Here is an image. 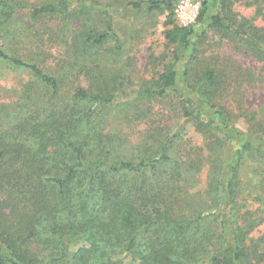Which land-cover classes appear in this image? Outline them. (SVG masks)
I'll return each instance as SVG.
<instances>
[{"label": "trees", "instance_id": "16d2710c", "mask_svg": "<svg viewBox=\"0 0 264 264\" xmlns=\"http://www.w3.org/2000/svg\"><path fill=\"white\" fill-rule=\"evenodd\" d=\"M29 1L0 0V64L29 76L19 103L0 116V264H264V234L246 241L264 224V124L258 134L242 133L218 105L233 81L225 69L211 68L210 58L189 100L173 89L177 75L167 66L111 121L107 112L120 89L96 77L104 62L98 49L116 39L106 10L103 29L83 23L58 41L67 46L68 72L57 77L45 64L40 39L35 58L19 56L11 26L27 11L43 36L50 30L46 19L78 20L72 7L79 1ZM173 1L146 2L150 11H170L164 38L185 48L192 30L176 25ZM196 1V22H202L208 0ZM143 4L127 0L124 6L139 10ZM231 6L232 0H218L208 32L235 40L264 64V28ZM73 74H82L85 86H75L68 98L61 91ZM258 80L264 87V73ZM168 93L206 137L205 146L183 143L180 130L170 134L144 110L134 117L137 101L150 106ZM138 123L146 133L131 132ZM232 142L237 148L226 159L223 146ZM250 160L254 168L247 170Z\"/></svg>", "mask_w": 264, "mask_h": 264}, {"label": "rangeland", "instance_id": "374dc122", "mask_svg": "<svg viewBox=\"0 0 264 264\" xmlns=\"http://www.w3.org/2000/svg\"><path fill=\"white\" fill-rule=\"evenodd\" d=\"M76 1L80 2V0ZM126 1L107 0L99 5L75 2L72 10L79 12L78 20L55 23L46 19L44 24H48L50 30H47L43 36L37 35V31L42 34L41 25L32 24L27 17V11L20 13L11 26V31L16 36L17 46L15 45V47L19 56L35 58L33 56L36 52L35 46L40 39L39 48L48 56L45 64L49 70L54 72L57 77L67 73V67L64 65L68 58L67 46L61 45L58 41L66 36L68 39L72 33L79 31L83 23L87 27L96 24L98 30L103 29L105 19L103 12L106 10L116 39L106 42L103 48L98 49L100 51L98 60L103 58L104 62L96 77L102 80L106 78L109 86L120 89L116 93L117 99L112 110L107 112L109 120L113 121L114 117H120L122 112L120 107L132 103L135 98L138 99L136 92L142 87L149 86L152 80L157 78L167 66H172L177 75L173 89L184 98L192 100L196 95L190 91V87L196 84L197 77H200L209 68L210 58L214 57V64L211 65L215 66L211 68L225 69L228 78L233 80L226 85L227 96L222 100L220 97L218 105L231 114L235 127L240 132L258 134L264 124V87L258 80V75L264 73V64L257 62L254 57L244 52L243 47L235 40H227L208 32L206 21L217 11L218 0H208L209 8L205 19L202 22H195L191 26L192 35L189 39V46L185 48L167 44L164 33L168 28L167 16L170 11L165 10L164 6L150 11L146 2L148 0H143L144 4L141 9L136 10L131 6H124ZM153 1L162 2L163 0ZM29 2L36 4L40 0H30ZM231 9L248 19L253 25L264 28V0H232ZM194 48L197 50L196 55ZM185 71L188 72L187 76L184 75ZM95 72L98 73V71ZM97 78L94 81L95 85L99 82L96 81ZM28 80L29 76L25 72L9 69L0 64V116L19 103L22 87ZM236 80H238V84ZM65 85L67 87L64 86L61 95L66 94L70 98L75 86H85V78L82 74H73L67 79ZM173 97V94L168 93L161 101L150 104L151 107L143 104L145 100L137 101L139 104L135 109L134 117H140L144 110L146 119H152L160 125L167 126L170 134L180 130L183 143L192 146H205L206 137L194 130L191 123L185 118L182 107ZM149 110L151 114L148 116ZM252 114L256 115L255 122H251ZM147 129L148 127L144 124L138 123L134 125L131 132L134 135L141 132L144 134ZM235 148L237 147L234 142L223 146V154L226 159ZM245 166H247V170H251L249 168H254V161H248ZM203 181L202 179V184ZM242 199L248 201L246 196H243ZM253 205L254 207L258 206L255 202ZM263 234L264 224L248 234L246 241L247 239H257Z\"/></svg>", "mask_w": 264, "mask_h": 264}, {"label": "built area", "instance_id": "2783aa9c", "mask_svg": "<svg viewBox=\"0 0 264 264\" xmlns=\"http://www.w3.org/2000/svg\"><path fill=\"white\" fill-rule=\"evenodd\" d=\"M200 9V3L196 0H177L173 4V18L180 28H189L195 24Z\"/></svg>", "mask_w": 264, "mask_h": 264}]
</instances>
